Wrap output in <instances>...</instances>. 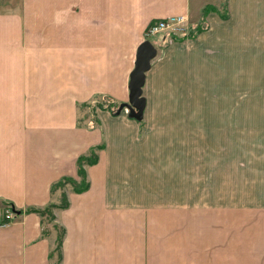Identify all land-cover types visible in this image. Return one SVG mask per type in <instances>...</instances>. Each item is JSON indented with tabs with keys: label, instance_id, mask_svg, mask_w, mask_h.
<instances>
[{
	"label": "crops",
	"instance_id": "0c3cea01",
	"mask_svg": "<svg viewBox=\"0 0 264 264\" xmlns=\"http://www.w3.org/2000/svg\"><path fill=\"white\" fill-rule=\"evenodd\" d=\"M178 13L192 27L202 19L206 25L164 46L176 53L195 44L196 55L186 49L183 67L201 65L198 56L209 48L228 63L243 47L257 53L253 63L247 54L249 72L264 66V0H0V264H264V164L253 170L262 183L199 185L192 192L193 168L203 171L207 163L193 165L186 151L190 121L187 139L175 122L182 108L167 111V121L178 125L169 126V138L153 131L165 123L164 108L154 109L151 132L123 111H101L94 123L81 108L96 97L126 102L146 29ZM244 56L227 66L242 65ZM149 81L147 72L142 93L158 99L161 83L148 94ZM251 94V125L264 130V94ZM194 140L200 147L225 142ZM230 140L225 146L237 147ZM257 144L264 150V136ZM97 145V162L85 166L89 187H67V207L53 212L64 231L58 262L55 230L36 211L57 202L54 184L79 180L78 158ZM233 157L229 173L220 159V175L239 183V156ZM6 210L18 214L4 226Z\"/></svg>",
	"mask_w": 264,
	"mask_h": 264
},
{
	"label": "rangeland",
	"instance_id": "374dc122",
	"mask_svg": "<svg viewBox=\"0 0 264 264\" xmlns=\"http://www.w3.org/2000/svg\"><path fill=\"white\" fill-rule=\"evenodd\" d=\"M205 26L206 25H204V22L200 21L195 27H192V25L189 24V29L195 28L196 31L194 35H197L200 32L199 30ZM212 29L215 32V28ZM185 35L186 34H182V37ZM171 38L172 37H170V35H166L165 37L160 35L149 38V41H151L156 46L157 54L153 59V61H155V66L153 64V68L147 71L149 72L150 77L147 93L149 94V88L152 87V89H154V85L157 81H159V83H161V86L159 87L161 90V95L158 97V99H156L155 96L154 98L152 96L146 97V92L145 94L142 93V96L147 98L145 99V103L147 101L149 109L146 112V108H144L141 121H135L134 119L129 118L128 111L125 108H122L119 114L122 111L125 112V115L128 119L135 121L141 128H144L145 131L151 132V128L155 125V121H152L151 119L152 116L156 115L154 111L158 108H164L166 113L163 112L161 114V120L163 121L165 118L163 127L161 125V128L152 130L157 131L166 138H169V136L172 134L169 132V126L176 129L178 126L176 124H178V122L182 127L180 136L186 138L183 134V131L185 130L186 122L188 123V120L190 121V137L192 139H190V145H185L186 151L190 155L192 154L191 159L193 161V165L197 161L207 163V168L203 171H200L198 168H196L198 173L193 168L190 182L192 185V192H194L199 185L226 186L239 184L238 186L241 188L243 186H249V182L254 184L257 181H260L262 183V175L255 177L253 170L255 169V166L263 170L264 150L261 144L254 145V143H258L259 141L263 142L264 130L260 128L258 124L256 127L252 126L253 124L251 125L250 116L253 115L249 112V110L254 99L250 96V94L252 93L257 96L260 93L264 94V66H250L249 72V66L246 64V59H248L247 54L250 55V61L253 63V59L255 57L253 53H257L254 51L251 52L248 50V48L243 47L236 53V55H238L236 58L233 55V59L226 63L227 58L225 55H221L219 54V51L217 52L216 50L209 48L207 50L201 51L200 55L198 56V59L201 58L202 60L201 65H197L196 67H183V62L181 59H183L182 57L184 56V53H186V49L188 51H192V56H195V53H197L196 46L195 44L192 45L191 43H188L186 49L183 47L182 49H177L176 53H169V51L165 50L164 46L167 42L171 41ZM188 38L192 37L188 36ZM181 50L183 54H180ZM243 55H245V60L242 65H239L238 67L232 65L227 66V64L232 63L236 65L235 62L238 63V60H240ZM218 56L220 59H222V62L216 64V58ZM193 64L196 63L193 62ZM132 69L133 66L131 67V70ZM164 72L166 75L159 76ZM192 75L196 80H193L190 83H186V81H184V84L183 82H177V80H180L182 77H184L186 80ZM168 80H172V82L168 84ZM189 92L191 94L190 98L188 97ZM171 93H173L175 96L171 97ZM261 99H263V97ZM126 102H128V99ZM126 102H115L111 97H96L91 103H89V110H86L89 111V114L92 117L91 120L93 121L95 119L94 121L97 122V115L101 111L110 112L113 116L119 115L116 113L118 107ZM170 106L178 108L179 111L181 108L183 109L182 111H185L188 107L194 110L196 113H183L181 111V114L175 115L176 124L171 125L167 121L169 117L167 111L169 110ZM179 116L182 119H178ZM199 122L201 125H199ZM186 132L189 133L187 130ZM199 137H206L208 142L211 140H217L215 144H217L220 139L225 140V142L223 145L219 146L202 145L200 147L196 146V140H194L195 138ZM226 139L228 141H226ZM230 139H233L234 143L235 140L237 141V147H232L231 145L225 146L226 143L231 142ZM230 150H237L238 155L236 151V153L234 152L231 154L232 151ZM181 154H184L182 150ZM95 155L97 157V154ZM238 156L239 179L237 178V180H239V183H237L235 178L232 177L222 178L220 175L222 164L221 160L224 159V171L229 173V168L232 166V157L235 159ZM216 168V172L219 175L214 172V169ZM87 182L89 184L88 179ZM67 187L71 188L70 183H66L57 187L55 191L59 190V196L57 202L54 203L55 205L60 203V193H65ZM241 196L245 197L246 194H241ZM55 210H58V208L48 207L43 211V214H41L43 215L44 221L46 223L45 228H54L56 237L57 235L59 237L60 229L54 223L53 217V212Z\"/></svg>",
	"mask_w": 264,
	"mask_h": 264
},
{
	"label": "water",
	"instance_id": "95a60500",
	"mask_svg": "<svg viewBox=\"0 0 264 264\" xmlns=\"http://www.w3.org/2000/svg\"><path fill=\"white\" fill-rule=\"evenodd\" d=\"M156 54L157 49L149 40H143L137 47L133 69L129 73L127 84L128 102L118 107L117 114L122 108H125L128 111L129 118L141 121L145 108V98L142 96L145 75L150 69L151 62L156 57Z\"/></svg>",
	"mask_w": 264,
	"mask_h": 264
},
{
	"label": "trees",
	"instance_id": "16d2710c",
	"mask_svg": "<svg viewBox=\"0 0 264 264\" xmlns=\"http://www.w3.org/2000/svg\"><path fill=\"white\" fill-rule=\"evenodd\" d=\"M207 9L208 8L206 7L203 10L205 14H206V10ZM222 14H224V13H222ZM222 17H224V15H222ZM201 21H204V19H202ZM195 31H196L195 28L194 29L193 28H190V29L188 28V31H187L186 35L184 37H182V38H187L188 36H193ZM180 36L181 35L173 36L172 39L174 37H180ZM88 106H89V104L81 105V108H83V109L85 108V109L89 110ZM87 117H89L90 119L92 118L90 116V114H89V111H87ZM94 120H93V122L96 123ZM100 147H101L100 145H97V146L93 147L92 149H90L89 152L86 155H82L81 157L78 158V160H77V175H78V179H79L78 181H75L72 178H64L61 181H59L58 183L53 185L52 192H56L55 190L57 189V187L62 186L63 184H66V183H68V184L70 183L71 189L74 192H82V191L86 190L88 188L89 184L87 182V177H86V173H85V166H87V165L89 166V165L95 164L97 162V157H96L95 154H96V151L98 149H100ZM59 198L61 200H60V203L58 205L50 204L48 207L58 208V209L66 208L67 205H68V200H67L66 194L65 193H60V197ZM43 211H36V212H39L40 214L41 213L43 214ZM59 229H60V235H59V237H58V235L56 237V247H55V252H56V255L58 256V262L60 261L61 242H62V238H63V234H64L63 229L61 227H59Z\"/></svg>",
	"mask_w": 264,
	"mask_h": 264
},
{
	"label": "built area",
	"instance_id": "2783aa9c",
	"mask_svg": "<svg viewBox=\"0 0 264 264\" xmlns=\"http://www.w3.org/2000/svg\"><path fill=\"white\" fill-rule=\"evenodd\" d=\"M189 18L184 13H178L174 15L166 16L162 19L155 20L151 22L145 31L144 36L154 37L158 35H170V37L186 34L188 31ZM14 220V215L7 211L4 214V223L6 226Z\"/></svg>",
	"mask_w": 264,
	"mask_h": 264
}]
</instances>
